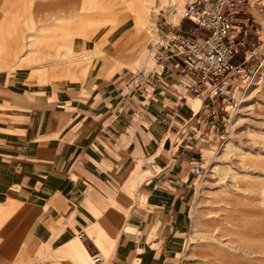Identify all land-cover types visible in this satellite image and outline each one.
Returning a JSON list of instances; mask_svg holds the SVG:
<instances>
[{"label": "crops", "instance_id": "crops-1", "mask_svg": "<svg viewBox=\"0 0 264 264\" xmlns=\"http://www.w3.org/2000/svg\"><path fill=\"white\" fill-rule=\"evenodd\" d=\"M1 3L12 5L11 0ZM3 10L11 12V6ZM241 11L245 12L241 16L252 17L259 24L264 19V0H248ZM67 19L69 24L62 23L63 18L55 19L56 23L49 27L53 28V34L61 37L67 34L66 28L86 30L103 25L102 30L87 35L106 46L111 40L122 42L127 36L125 40L132 51L137 48L136 37L146 41L132 17L129 20L134 28L130 34L122 30L125 25L108 26V21L116 17L94 19L79 14ZM22 23L27 30L34 29L35 23L30 18ZM191 27L187 20L181 24L183 31ZM4 31L0 40V53L4 54L0 61L4 69L0 84L8 86L10 92L13 86L12 95L19 98L20 106L24 101L26 107L31 77L41 79L44 69L54 66L51 61L41 62L44 58L40 50L33 47L36 43H47L50 35L44 26L23 41L20 35L12 39ZM254 35L252 31L249 50L253 49ZM154 39L156 31L152 30L149 43ZM64 53L74 69L105 66L104 69L113 71L123 67L122 59L108 50L80 53V48L74 46ZM11 54H18L14 65ZM235 59L236 56L232 61L235 65L242 62V58L237 62ZM107 61L111 64H106ZM168 62L170 68L173 61ZM34 83L37 87L33 93L44 92V79ZM183 84L181 81L178 87L185 89V97L176 98L171 121L162 124H148L150 120L144 115L135 117V111L143 110L138 94L127 98L122 95L115 108L106 113H79L82 117L77 120L69 114L71 120L60 121L57 129H53L54 123L60 117L68 118V114L54 105L44 107V96L35 98L28 112L13 109L16 106L12 102L1 105L0 132L5 134H0V203L9 196L21 201V205L0 226V264H26L25 254L30 256L31 264H81L79 256L91 259L99 253L103 264H178L186 239L182 229L187 198L195 170L202 167L198 165L199 143L192 134L183 136L175 153L171 150L173 141L169 136L178 132L182 120L191 114L185 105L186 98L188 104L195 100L187 97L186 93L192 90ZM95 86L99 92L104 89L101 82ZM51 91L47 97L55 98L58 90ZM76 95L78 100L89 102V98H84L88 97L86 93L80 94L78 90L66 93L73 99ZM165 98L173 97L166 94ZM161 105H165L164 101L156 107ZM150 111H156L154 105ZM108 186L115 189L109 207L103 206L100 199L108 196ZM245 207L252 205L246 203ZM244 220L239 218L241 222ZM231 237L244 246L259 245L239 234ZM40 246L48 251L38 256Z\"/></svg>", "mask_w": 264, "mask_h": 264}, {"label": "rangeland", "instance_id": "rangeland-1", "mask_svg": "<svg viewBox=\"0 0 264 264\" xmlns=\"http://www.w3.org/2000/svg\"><path fill=\"white\" fill-rule=\"evenodd\" d=\"M2 1L4 0H0V40L5 34V29L6 34L9 33L12 39L20 35L23 41L28 34L35 33L40 26H44L47 34L50 35L47 43H36L33 47L40 50L39 53L44 58L41 62L51 61L54 66L44 69L41 79H44L46 85L43 89L39 87L44 92L33 93L37 87L34 82L41 79L31 77L26 107L24 101L20 106L19 98L12 95L15 93L13 86L10 92L8 86L0 84V106L12 102L16 106L13 109L28 112L33 106L32 101L44 96L42 100L44 107L54 105L53 107L68 114V118L60 117L54 123L53 129H57L60 121L68 122L69 114L73 116V120H77L82 117L79 113L97 111L106 113L114 109L122 93L127 91L126 80L146 66L151 71L146 91L143 90L144 93L140 90L136 91L142 94L137 97L141 99L143 110L135 111L134 115L135 117L139 114L144 115L143 118L150 120L148 124L151 122L162 124L171 121L176 109V98L185 97V89L178 87L180 82L188 86L193 84L189 78H177L176 75L171 74L169 68L154 64L151 58L153 48L162 38L164 29L179 24L190 0H141L134 4L133 0H11L12 5H2ZM250 3L253 4L252 1ZM10 6L11 12L3 10ZM140 8L145 11L148 21L156 31V39L149 43L146 38V41H139L136 37L134 41L137 48L133 51L127 45L125 40L127 36L122 42L114 39L106 46L87 35L102 30L103 25H95L86 30L75 26L68 30L66 28L67 34L61 37L53 34V28H49L51 24L56 23L55 19L58 17L63 18L62 23L69 24L68 17L80 14L94 19L116 17L115 20L108 21V26L113 23L115 26L125 25L122 30L130 34L134 23L129 18H133L134 10ZM9 13L11 16H8ZM27 17L35 23L34 29L27 30L23 25L22 21ZM256 24L258 34L253 36V54L249 61L254 66V70L246 82L242 83L240 79L236 82L242 88L234 93L237 103L235 108L229 111L224 138L209 136L210 142H206L183 126L178 128V132L175 131V134L169 136L173 141L171 150L175 153L183 136L187 133L192 134L199 143L198 165L202 166L201 173L194 175L192 179L193 184L187 198L185 228L182 229L186 239L178 264H264V162H262L264 160V19ZM74 46L80 48V53L98 49L108 50L122 59L123 67L118 66L113 71L104 69L105 66L74 69L69 65L68 59L62 56L69 47ZM3 55L0 53V61L3 60ZM242 56L243 53H239L234 61H240ZM11 57L14 65L18 61V54H11ZM4 61L6 62L5 59ZM105 63L111 64L109 61ZM2 71L4 69L0 67V73ZM2 76L3 73L0 74V80ZM97 82L103 84L102 92L97 90L95 86ZM52 88L58 90L57 94L55 98H48L47 92L51 94ZM73 90H78L80 94L86 93L88 97L84 98H89V102L78 100L77 95L75 99L69 98L72 95L67 97V91L72 93ZM166 94H170L173 98L166 99ZM186 94L187 97L195 99L191 105L187 103L186 98L185 105L189 110L193 114L202 112L203 105L209 100L206 92L192 90ZM160 101H164L165 105L156 107ZM151 105H154L155 112L150 111ZM1 111L3 110L0 108V114ZM146 112L148 115L144 114ZM7 127L11 126L7 125ZM11 128L13 132L14 129ZM0 134L5 133L0 132ZM107 189L108 196L100 199L103 206L109 207L115 189L111 186ZM246 203H250L252 208L245 207ZM20 205L21 201L9 196L5 202L0 203V226ZM239 218L245 220L241 222ZM234 234L242 235L259 245L255 247L241 245L231 237ZM24 246L26 245L20 247ZM45 251L48 250L40 246L36 254L40 256ZM25 256L26 264H31L30 256L26 254ZM100 257L103 259L101 254ZM79 259L81 264H91L89 257L84 259L79 256Z\"/></svg>", "mask_w": 264, "mask_h": 264}, {"label": "built area", "instance_id": "built-area-1", "mask_svg": "<svg viewBox=\"0 0 264 264\" xmlns=\"http://www.w3.org/2000/svg\"><path fill=\"white\" fill-rule=\"evenodd\" d=\"M244 3L245 0H193L185 12L193 26L186 34L173 36L170 45H163L165 49H181L185 59L183 64L179 63V71L192 73L197 83L210 89L214 99L213 108L207 110L212 115L207 126L210 132L225 131L218 128V125H224V116H219L226 112L223 102L227 100V103L235 104L231 93L234 84L227 81L228 76L234 72L244 76L253 69L245 64V56L238 65L231 63L233 55L244 52L242 50L250 43V25L244 23L237 30L233 26L235 15ZM144 79V72H140L134 79V85H141ZM93 259L95 264L100 263L98 256Z\"/></svg>", "mask_w": 264, "mask_h": 264}, {"label": "bare ground", "instance_id": "bare-ground-1", "mask_svg": "<svg viewBox=\"0 0 264 264\" xmlns=\"http://www.w3.org/2000/svg\"><path fill=\"white\" fill-rule=\"evenodd\" d=\"M139 1H141V0H133V4L137 3ZM192 1L193 0H190V2L185 7L184 13L182 16V20L179 22V24L178 25H171V26H168L164 29V33L162 35V38L160 37L161 38L160 41L153 48V53H152L151 58H152L154 64L162 65L164 68L169 67L170 64H169L168 60H172L173 64L169 68L170 72L171 73L174 72L175 74L182 76V77H189L191 79V81L193 82V84L191 86H188L185 84H183V85H185L189 89L194 90L195 92L202 90L203 92H206V94L209 97L207 104L203 105L202 112L193 114L190 111L191 112L190 117L182 120V123H183L182 126L188 128V130L195 133L196 136L202 137L206 141L209 140V136H214V137H218L219 139H222V138H224L223 133L226 132L225 123L227 121V118H229V115H230L229 111H230V109L232 110L235 108L236 103H237V99H235V97H234V102H235L234 105L227 103V100L223 102V104H225L224 108H225L226 112L223 114L222 113L219 114V116H220V118H221V116H224V121H223L224 125H218V128L223 129V130L225 129V131L223 133H216L215 131L210 132L209 128L207 126L210 125V121L212 120V117H211L212 115L208 114L207 110L208 109L211 110L213 108V101H214L210 89L202 86L200 83H197L196 78L194 77V75L192 73H188V72L181 73L179 71V67L181 66L179 63L181 62L183 64V59H185V55L181 49H177V48H173V47L170 49H165L163 47L164 44L170 45L172 43L171 38L173 36H175L176 34L187 32V31H183L181 29V24L184 20H187V21L192 23L190 18L188 19V17L185 15L186 9H187L188 5L190 3H192ZM247 3H248V0H245L244 5H242L238 9V13H236V15H235L233 26L237 30V29H240L244 23H248L251 27L250 34L253 31L256 35V34H258V28H257L256 22L253 19H251L245 15L241 16L242 14H245V12H242L241 9H243L247 5ZM138 5L140 6V4H138ZM132 16H134L133 18L135 19V23L137 24V28L142 32L144 37L147 40L152 38L151 32L153 30V26L148 21L145 11L141 10V8L137 9V10L135 9ZM113 25H114V23H113ZM192 26H193V23H192ZM149 34H150V37L148 38ZM250 34H249V36H250ZM249 47H250V43H249L248 47H246L245 49L242 50L244 52H240V53H243L242 61H243L244 56H245L246 57L245 64H247L249 68L253 67L252 72L250 74H246L244 76H240L237 74V72H234V73L230 74L227 78V81L234 84V86L232 87V90H231V93H233V95L237 90H240L242 88V86H239L236 84L238 79H240L241 82L244 83L247 81V79H249V76H251L253 73L254 66L252 64H249V61L252 58L253 51L249 50ZM148 52H150V51L148 50ZM238 54L233 55V57L231 58V63H233L232 61H233L234 57L237 56ZM62 56H65V53L62 54ZM140 72H144L145 79L142 81L141 85L135 86L134 85V79ZM150 75H151V71L145 66L142 69L136 71L132 76H130L125 82V90H127V91L123 94L124 97L127 98L130 94H138L141 96L142 94H140L136 91L140 90L143 93H144V91H146L145 89L148 85ZM262 162H264V160ZM201 171H202V167L196 168L195 175H199L201 173ZM94 256H98L100 258L99 264H103V260L99 254H95L91 257V264H95L94 259H93Z\"/></svg>", "mask_w": 264, "mask_h": 264}]
</instances>
